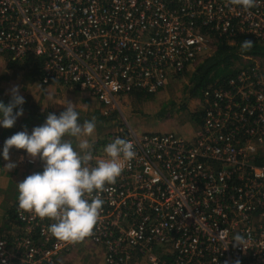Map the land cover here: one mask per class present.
Listing matches in <instances>:
<instances>
[{
  "label": "built area",
  "instance_id": "1",
  "mask_svg": "<svg viewBox=\"0 0 264 264\" xmlns=\"http://www.w3.org/2000/svg\"><path fill=\"white\" fill-rule=\"evenodd\" d=\"M240 34L264 38V0H0V55H32L43 61L44 85L88 90L104 116L121 114L125 127L109 140L125 139L135 152L92 194L104 204L79 241L54 238V221L16 203L21 226L0 237V264H75L71 255L87 248L93 264H264L260 57L227 87L204 92L205 116L191 133L141 132L123 113L134 91L156 94L211 56L216 36ZM103 155L92 150L89 166Z\"/></svg>",
  "mask_w": 264,
  "mask_h": 264
},
{
  "label": "clouds",
  "instance_id": "2",
  "mask_svg": "<svg viewBox=\"0 0 264 264\" xmlns=\"http://www.w3.org/2000/svg\"><path fill=\"white\" fill-rule=\"evenodd\" d=\"M241 3L251 6L252 0H241ZM9 95L7 105L0 101V127L3 128H12L23 115L25 100L19 89L13 86ZM79 117L80 112L68 101L59 115L47 114L42 125L30 133L25 130L13 134L0 148V157L5 161H9V151L15 148L42 162V171L17 183L18 209L54 221L48 231L54 238L66 242L79 241L91 233L104 204L99 196L92 197V194L114 183L125 163L135 156L132 143L117 137L104 146L103 157L89 166L92 146L88 138L94 133L96 122L92 119L81 124ZM15 166L14 162L5 164L9 170Z\"/></svg>",
  "mask_w": 264,
  "mask_h": 264
},
{
  "label": "trees",
  "instance_id": "3",
  "mask_svg": "<svg viewBox=\"0 0 264 264\" xmlns=\"http://www.w3.org/2000/svg\"><path fill=\"white\" fill-rule=\"evenodd\" d=\"M213 35L214 32H211ZM218 41L216 42V50L211 55L206 57L199 63L194 71L189 75V82L186 87L185 93H186V99L185 104L182 106L184 109L190 110V117L191 120L196 123L197 125H200L202 123V119L205 116V111L201 108L199 109H192L190 108V101L194 98H199V100L203 99L204 92L207 89H217L221 87H227L229 85V80L236 77L239 74V70L241 69L238 65V63H242L244 58H247L248 60H245V62H248L249 60H252V58L257 57H264V38L256 37L253 35H244L240 34L233 39L226 38V37H219ZM251 57V58H250ZM42 63L41 59H37L33 57L32 55H29L24 62H17L12 61L9 59L8 61V68L9 70H14L15 72L21 71L23 69L29 70L28 76L30 75V78L32 81H38L41 79L42 76ZM246 67V66H243ZM32 71V72H31ZM61 85L62 83L52 81L50 85H44V87L53 86V85ZM76 90L80 93L81 91L87 96V100L84 99V101H89L88 98L90 96L92 97L91 93L86 90L82 89L80 85L76 86ZM132 96H135L137 99L142 100L143 98H151L153 94L147 93L142 90H136L132 93ZM9 97L7 100H3L0 98V101L5 103L6 105L10 101ZM24 109V104H23ZM166 106L162 109V114L167 112L166 115L162 116L163 119L169 117V112L166 109ZM15 110V109H14ZM90 111L91 114H95L97 117V120H107L111 121L118 117V112H113L109 117H106L102 114L100 109H93ZM78 111H80L78 109ZM48 112H45L43 116H47ZM80 118V117H79ZM86 120H92V119H86ZM6 130V129H4ZM3 130V131H4ZM8 131V129H7ZM3 133H6L4 131ZM5 138V137H4ZM96 140V139H95ZM102 143V142H101ZM73 144H75L73 142ZM100 143L94 142L93 147L99 148L103 147L104 145H100ZM43 170V164L38 163L36 165H31L28 169L25 171H15L13 173V178L20 182L22 181L26 176L31 175L35 172H40ZM16 198L18 196V192L15 194ZM16 202H14L9 209V213L6 219V232L0 231V237H14L16 235V228L18 226H21L18 223V218L16 214ZM4 233V234H3Z\"/></svg>",
  "mask_w": 264,
  "mask_h": 264
},
{
  "label": "crops",
  "instance_id": "4",
  "mask_svg": "<svg viewBox=\"0 0 264 264\" xmlns=\"http://www.w3.org/2000/svg\"><path fill=\"white\" fill-rule=\"evenodd\" d=\"M8 61L9 58L6 55H0V98L7 100L9 95V90L16 86L19 89L20 94L24 97L25 103H24V109H23V115L20 116L14 126L12 128H3L0 127V138L5 141L8 137L12 136L13 134L20 132V131H28L29 133L31 130L36 127L40 126L44 123L46 116H43L45 112L49 113H55L57 115L60 114L64 110L65 104L62 101H67L69 96H73L74 92H78L76 90V86L71 85H65V84H59V85H53L44 87V84L42 83V76L41 79L38 81H32L30 78V75L28 76L29 70L23 69L20 72L24 74V79L18 80L19 85L16 84L14 80H11V76H7L8 72H14L13 70H9L8 68ZM32 70V69H31ZM28 71V72H27ZM18 72V71H17ZM32 72V71H31ZM30 74V72H29ZM18 76H16L15 79H17ZM5 79V80H3ZM20 79V77H19ZM67 87V88H66ZM6 88V90L4 89ZM74 90V91H73ZM81 93V92H80ZM55 97V95H57ZM79 94V93H78ZM69 95V96H68ZM43 96V97H42ZM66 96V97H65ZM42 97V98H41ZM80 97V95H78ZM41 98V101H40ZM87 98L86 95L84 99ZM90 98L93 99V97L90 96ZM89 98V99H90ZM47 105L52 108L55 107L56 109H53L51 111H46ZM99 105V104H98ZM75 107V106H74ZM86 109V106H85ZM15 111V110H14ZM144 118V116H141ZM139 119V120H141ZM148 119V117H147ZM154 119V118H153ZM158 122L156 125V128L150 129V130H143L141 132H148V133H166V132H183L177 125L170 124L169 126L163 125L162 121L155 120ZM134 123V125H138ZM194 123V122H193ZM196 127L198 125L194 123ZM166 127V128H165ZM177 127V128H176ZM6 129V130H4ZM8 129V131H7ZM162 129V130H161ZM6 133H3L4 131ZM195 130V129H194ZM5 137V138H4ZM95 140V139H94ZM94 143V142H92ZM101 145V144H100ZM99 145V146H100ZM93 146V145H92ZM91 150L95 151V155L99 156L103 152V147L94 148L92 147ZM26 155L25 151L23 149H11L9 151V161H5L2 157H0V231L6 232V219L9 213L10 206L17 201L16 193H17V181L13 178V173L15 171H25L31 165L22 164L20 162V159ZM8 162H14L16 166L9 170L7 167H5V164ZM39 163H42L39 161ZM36 165V164H34ZM8 197V203L9 206L4 205L5 199ZM20 227V226H18ZM3 233V234H4ZM79 255L73 254L71 255L72 261L75 262V264H93L96 263V261L93 260V255L91 249L87 248L85 250L77 251ZM92 261V262H91Z\"/></svg>",
  "mask_w": 264,
  "mask_h": 264
},
{
  "label": "rangeland",
  "instance_id": "5",
  "mask_svg": "<svg viewBox=\"0 0 264 264\" xmlns=\"http://www.w3.org/2000/svg\"><path fill=\"white\" fill-rule=\"evenodd\" d=\"M255 61L260 66L264 67V57L257 58L255 59ZM199 63H201V61L198 62L195 66L191 67V69L185 72L184 74L173 77L164 89L160 90L156 94H153V96H151V98L149 99L143 98L142 100H139L135 96H132V95L128 97L124 103L125 105L123 107V113L125 114L126 120L129 122V124L132 127H135L139 131L150 130V129L154 130L156 128V125L158 124V122H156L155 120L158 119L162 121L163 125L165 126H169L170 124H175L185 133L193 132L196 126L191 120L190 113H189L190 110L184 109L182 108V106L185 104V99L187 98L186 97L187 95L184 89H186L188 85L189 75L194 71L195 67ZM249 63H250L249 61L245 62L244 60L242 63H238V65L241 68L243 66H247ZM6 73H8L7 76H11V80H14L17 85H19V82H17L18 80L24 79V74L21 73L20 71L15 72V73L7 71ZM16 76H18L17 79H15ZM4 89L6 90V88ZM78 93L79 92H74L72 97L68 95L69 99L67 101H62V102L68 103V101H70L74 104L77 110L78 109L80 110L79 111L80 112L79 122L81 124H83L84 121H87L86 119L95 120L96 122L95 131L92 134V136L88 138L90 140L91 146L93 145L92 142H97V141L101 145H104V144L106 145L110 143L111 141L109 139L112 137L113 135L112 133L119 130L120 127H125L122 121V118H121V114L118 113V117L111 121L97 120L96 118L97 116L95 114L90 113V111H92L91 108L100 109V106L98 105V102L96 101V99L88 98L89 101H84L85 94L82 91L81 93L79 94ZM78 95H80V97H78ZM57 96L58 94L55 95V97ZM41 98H40V101H41ZM190 103H191L190 105L191 110L192 109L197 110L201 108L199 98L192 99ZM85 106H86V109H85ZM164 106H166L165 109L167 111H170L169 117L168 118L165 117V119H163L162 117L167 114V112L162 114V109L164 108ZM52 108L56 109L55 107H52ZM52 108H50L47 105L46 111L47 110L51 111ZM142 115L144 116V118L142 117L141 119ZM136 121H138L137 122L138 125H134ZM68 139H71V138H68ZM73 142L75 143L73 144V146L75 147L76 141L73 140ZM8 200L9 199L7 197V199H5L4 201L5 206H9L10 203H8L9 202Z\"/></svg>",
  "mask_w": 264,
  "mask_h": 264
}]
</instances>
